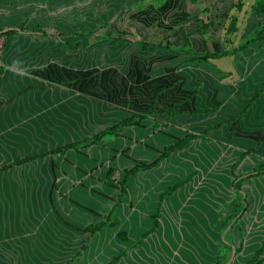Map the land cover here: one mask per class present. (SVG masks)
<instances>
[{"label": "crops", "instance_id": "0c3cea01", "mask_svg": "<svg viewBox=\"0 0 264 264\" xmlns=\"http://www.w3.org/2000/svg\"><path fill=\"white\" fill-rule=\"evenodd\" d=\"M218 5L200 13L207 6L198 2L154 0L118 5L110 15L106 6L94 13L93 0H0V264H104L151 227L157 197L167 186L195 172L158 213L157 228L168 220L189 228L193 222L177 216L184 199L201 190L204 176L218 184L220 170L228 178V168L249 149L236 173L264 163V90L241 118L223 124L264 80V39L236 54L201 56L240 44L235 40L244 4L240 16L229 12L236 19L231 34L224 32L228 20L218 18L231 3ZM211 20L212 26L225 23L221 35L204 27ZM247 21L252 30L264 24V14L250 12ZM103 24L135 26L133 40L83 36ZM9 30L14 32L6 35ZM147 109L138 126L122 127L117 136L55 152ZM201 134L156 167L128 177L117 199L110 179L118 172L152 162L185 135ZM115 202L109 220L114 228L92 237L82 232L103 222ZM234 233L232 248L240 238L242 247L225 264H244L264 238L254 239L250 230ZM82 243L79 260L71 261ZM137 250L117 264H145L149 258ZM206 252L160 264H213Z\"/></svg>", "mask_w": 264, "mask_h": 264}, {"label": "rangeland", "instance_id": "374dc122", "mask_svg": "<svg viewBox=\"0 0 264 264\" xmlns=\"http://www.w3.org/2000/svg\"><path fill=\"white\" fill-rule=\"evenodd\" d=\"M142 1L144 0H93V10L94 13H99L102 10V7L104 8L106 6L108 10H110L109 14L111 15V13L118 10V5L120 6L121 4H127L128 6H131ZM174 1H179L181 3L198 2L207 6L206 10H209V7L212 6V4L220 2V5L217 6V9L219 8L220 10L226 8L227 5L232 3L234 0ZM256 1L264 2V0H242V3L245 6L243 11H246L244 15H241L242 9L237 11L231 10L234 13L237 12V16L241 15L239 17L240 23L237 26V39L235 40L236 43H242L255 29V24L252 25L251 30L248 27V21H244L246 16L251 12L249 5L255 3ZM202 12L203 11L200 13ZM196 26H198V28L200 27V25ZM220 26L224 27L225 23H220L217 21V23L212 26V29L214 28L213 30L219 33V35H221L222 32ZM83 27L84 26L80 25L77 26L78 29ZM95 27H97V25H93V29H95ZM105 27H109L110 33L115 36L118 34L128 35L127 38L130 40H133V32H136V27L130 25L122 26L114 24L109 26L106 25ZM101 33H103V31L97 29L94 35L99 36ZM241 36H244L242 40L239 39ZM226 178L227 176L224 169L220 170V182L218 184L214 183L216 179L204 176V181L201 184V190L197 194H194L192 198L187 197L184 199L185 205L183 204L181 206L182 211L181 214L177 216V219L179 221H188L190 225L194 224V226H190L188 228L186 222L179 224L178 226H172L168 220L167 224L164 226H159L154 234L149 235L144 239L137 251L140 253L142 258H149L145 264H160L164 263L166 259L177 257L199 256L197 252L202 251L203 249H207L206 254L211 259H213L212 257L216 254L217 247H219L220 243L228 247L227 254L229 257L234 252L232 245H235L234 243L237 240L235 236L236 234L234 233L237 228L241 232L250 230L252 233L251 235L255 234V236H253L254 239L258 236H262L264 238V178L252 179L243 183L240 189V207L243 208L244 203L242 201L244 200L247 203V209L243 214L234 217L225 225V227L221 228L219 224L220 220H225L235 208V201L232 199V193L230 189V181L228 178ZM215 190L216 192L217 190L219 191L218 196L215 194ZM193 210H203L206 212V214L204 216L192 215ZM182 212H184V214ZM168 218L172 217L168 216L162 219L167 220ZM162 219L160 220L161 224L163 223ZM197 220H199L198 228L196 225ZM192 222L193 224H191ZM82 253L83 252H81V254ZM92 253L94 254L95 251L93 250ZM78 260L79 256L74 259V261ZM98 264L100 263L98 262ZM223 264H225V262H223Z\"/></svg>", "mask_w": 264, "mask_h": 264}, {"label": "trees", "instance_id": "16d2710c", "mask_svg": "<svg viewBox=\"0 0 264 264\" xmlns=\"http://www.w3.org/2000/svg\"><path fill=\"white\" fill-rule=\"evenodd\" d=\"M142 2H147V1L144 0ZM262 3H263L262 1H256L255 4L250 7L251 12L254 14V16L256 18H258L260 15L264 14V8H263ZM241 6H242V0H234L231 3L230 8H228V10L223 12L218 17V18H224V19L228 20V23L224 28V32L226 34H231L235 31L236 19H235L233 14H229L230 10H236V11L240 10ZM202 11L207 12L206 9H203ZM212 25H213V20L207 21L206 24L204 25V27L206 28L207 26H212ZM263 25L264 24L257 22L253 32L250 33V35H248V37L242 43H240L236 48L232 49L230 52L223 51V52L218 53V54H216V53H212V54L200 53V55L203 56L204 58H206V57H219V56H224L227 54H236L240 50L246 49L250 44L260 42L261 40L264 39V36L262 35L264 32V26ZM105 26H106L105 24L99 25V26L95 27V29L87 32L86 34H83V36H88V37L91 36L93 38V41H100V40H106V41H111V42L124 41V39L121 38V35H123V34H118L117 36H115V35L112 36L113 34L108 32L106 30ZM202 27L203 26H200V29ZM97 29L103 31V33H101L99 36L94 35L95 31H97ZM221 29H223V27H221ZM13 32H14L13 30H9L5 34L11 35ZM42 34H45V33H43V31H42ZM74 34L78 35V36L81 35L78 31H76ZM61 36H62V34H61ZM137 44H139V43H137ZM263 90H264V80L261 82L260 86L253 92L250 100L248 101L246 106L242 109V111L235 114L231 119L224 122L223 124H227V123L234 121L235 119L241 118L246 113L247 109L251 106L252 102L260 96V94L262 93ZM150 111L151 110L147 109L142 113L132 114L129 117L119 121L115 125L98 132L97 134H95L90 139H88L84 142L65 145V146L55 150V152H63L66 149H77V148H82V147H86L89 145H94V144H97L103 138L117 136L118 131L122 127L138 126L140 121L143 120L145 118V116L150 113ZM218 127H219V125L216 126L214 129H217ZM202 135L203 134H201V135H185L181 139L176 140V142H174L172 145L163 148V150L159 153V155L152 162H150L148 164L134 165L127 170H121L120 172H118V175L115 178L110 179L112 186L115 189H117V191H118L117 199H119V196L122 193H124L125 185H126V181H127L128 177L132 176L135 173L145 171V170H149V169L156 167L158 165V163L161 162L164 158H166L171 152H173L175 150H178V151L181 150L184 147V145H186L189 141H191L193 139H201ZM252 151H253L252 149H249V150L242 152V154L228 168V179L230 181V189H231V193H232V199L235 201V208H234L233 212L225 220H220L219 224H220L221 228L225 227V225L228 222H230L234 217L243 214L247 209V203L244 200L242 201L244 203V204L242 203L244 205L243 208L240 207V204H241L240 189H241L243 183L245 181L252 180V179L264 178V163L254 164L252 167H250L243 174L238 173V172L236 173V168L238 167L240 162L243 160V157L247 154H250ZM109 173H110V170L108 171L107 175H109ZM194 173L195 172H192L184 180L179 181L177 183H172L170 186H167L166 188H164L162 190V192L157 197V203H156L154 215L152 216L151 227L146 232H144L140 235V237L135 241V243L130 247V249L128 248L127 250H124L122 252L117 253L116 255L111 256L107 260V262H105L104 264H117L121 258H124L127 255L128 251H131V250L135 249L136 247H139L145 238H147L149 235H152L155 233L157 226H158V213H159V209H160V205H161L162 201L165 198L172 196L178 189L182 188L185 184H187L190 181L191 177L194 175ZM116 202L108 210V213L104 217L103 222H100V223L94 224V225H88L82 229V232L86 233L89 237H92L94 234H96L102 228H114V226H115L114 221L109 222V220H110V216H111V214H112V212L116 206ZM117 236L120 240L124 239V236L121 233H117ZM241 247H242V240L240 238V240L238 241L237 247L234 248V255H237L240 252ZM227 248L228 247L226 245H224L222 243L219 244V247H217V250H216L217 252L213 256V259H212L213 264H223V262H225V260L228 258V254H227L228 249ZM84 250H85V243H82L80 248L78 249L75 257L71 261H74L75 258L80 256L81 252H83ZM201 252H203V250L198 251L197 254L199 256H204V255H202ZM263 261H264V241H260L258 244V247L253 251L252 255L247 259V261L244 264H261Z\"/></svg>", "mask_w": 264, "mask_h": 264}, {"label": "built area", "instance_id": "2783aa9c", "mask_svg": "<svg viewBox=\"0 0 264 264\" xmlns=\"http://www.w3.org/2000/svg\"><path fill=\"white\" fill-rule=\"evenodd\" d=\"M0 56H1V42H0Z\"/></svg>", "mask_w": 264, "mask_h": 264}]
</instances>
